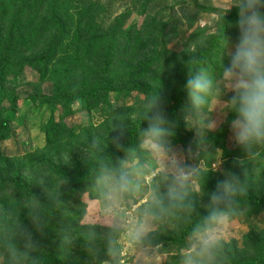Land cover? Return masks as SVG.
I'll list each match as a JSON object with an SVG mask.
<instances>
[{
	"label": "rangeland",
	"instance_id": "374dc122",
	"mask_svg": "<svg viewBox=\"0 0 264 264\" xmlns=\"http://www.w3.org/2000/svg\"><path fill=\"white\" fill-rule=\"evenodd\" d=\"M25 1L29 0H12L14 5ZM76 4L71 9L72 14L77 6L85 8L84 6L89 4L95 5L97 10L93 16L101 29H105L116 19L121 22V17L124 15L127 16L126 26L140 25L131 41L125 39L118 47L117 54L120 55L121 60L115 62L114 72L120 73L124 80L146 81L152 78L149 76L163 74L173 81L175 75L182 69V57L199 52V46L194 45L195 39L204 37L205 40H209L216 34L224 17L232 16L227 28L228 38H225L226 55L237 35L236 0H76ZM46 8L45 4L38 13H34L32 9L27 10V18H31L29 15L35 18V25L39 21L38 18L47 16ZM152 20L154 24L151 26L149 24ZM167 22L169 28L163 49L157 33L164 29ZM141 53L144 58L150 57L143 64L142 70L137 64ZM24 69V74L19 79L22 85L16 89L19 94L17 110L11 114L9 125L12 135L8 140L0 141V158L22 157L46 145L45 129L50 112L46 106L34 107L27 100V96L32 91L31 83L38 81V75L27 67ZM43 92L50 94L51 85L44 84ZM230 96L229 85L221 76L214 89L210 90L207 112L210 115H202L188 109L184 120L186 132L181 137L175 136L174 123L167 127L162 125L165 135L160 140L161 148H157L156 144L145 136V130L139 131L136 137V150L131 147L117 158L118 171L103 173L97 181L96 191H86L80 195L79 200L82 203L80 208L83 211L79 223L81 228L119 231L116 251L110 255L111 260H116L117 264H241L256 257L260 243L264 240L262 210L256 214L248 211V215L243 210L235 215H220L216 222L211 224L207 222L201 231L186 239V246L179 252L177 251L179 246L173 241L182 229L183 222L189 215V209L172 211L170 214H161L156 210L167 199L179 200L183 196L188 197L192 194L203 204L209 194L204 192L198 176L206 177L204 174H208L211 179L218 182L217 184L224 191L223 194H225L226 181H232L231 192L235 191L239 188V184L236 183L235 175L236 180L232 179L234 176L230 169L234 168V164L230 161L238 164L237 168L240 170L238 172L253 178L258 194L264 188V179H262L264 159L257 160L258 153L248 154L242 159L231 156L238 148L232 137L231 127L226 139L227 149L232 153L230 156L224 154L221 148L217 149L207 142L206 131L216 130L231 111L228 103ZM98 103L100 106L98 109L84 113L77 110L80 106L79 101L70 103L69 108L73 113L68 115L65 121L69 127L79 125L81 130L79 129L80 131L75 135H79V138L85 136L81 140L78 139L77 143H69V145L58 143V151L54 155L68 159L70 150L72 154L76 151L86 154L91 150L100 151L102 148L111 147L112 143L119 139L118 136L126 134L122 133L125 130L116 131V125L120 121L129 119L133 122L137 117L144 115L147 109H151L147 104L146 95L137 91L111 92L108 95V107L103 106L101 101ZM4 106H8V102H5ZM117 108H123L126 117H121L120 121L116 119L114 125L110 121L111 110ZM62 109L56 107L53 113L55 120H59ZM82 129L86 131L78 134ZM258 151L264 152V145H261ZM88 154L91 155V152ZM1 162L3 161L0 160V164ZM121 176L127 177L128 183L118 189L116 181ZM0 182L2 185V180ZM44 188L50 189L48 186ZM7 190L8 187L6 191L0 192V231H2L0 234L3 233L4 242L12 247L10 246L5 253L0 251V264H5L4 261L9 258H15L25 264L28 257L26 239L30 237L32 224L23 218L12 219L10 213H15V206L9 199L10 195L13 200L12 194ZM231 192L225 196L229 198ZM207 202L210 204L209 199ZM208 203L206 206L203 205L205 210ZM212 206L217 207L215 202H212ZM50 232L51 230L45 226L37 233H40L45 241V237ZM54 233L65 237L68 245L72 247H75L82 238V233L73 234L72 229L71 233L65 235H60L56 230ZM83 233L85 234V231ZM201 236H208L212 241L210 252L204 255H198ZM15 237H19L18 246L10 243ZM47 243L45 242V247Z\"/></svg>",
	"mask_w": 264,
	"mask_h": 264
},
{
	"label": "trees",
	"instance_id": "16d2710c",
	"mask_svg": "<svg viewBox=\"0 0 264 264\" xmlns=\"http://www.w3.org/2000/svg\"><path fill=\"white\" fill-rule=\"evenodd\" d=\"M45 4L47 16L38 18V23L34 25L35 18L29 15L32 19H28L27 10L32 9L34 13H38ZM76 5V0H29L15 5L12 0H0V141L11 138V114L17 110L19 94L16 89L22 85L19 79L23 76L25 67L38 75V81L31 83L32 91L27 100L34 107L46 106L50 112L45 129L46 145L42 149L13 159L0 158L3 161L0 164V192L6 191L8 187L7 191L12 194L13 200L10 195L9 199L15 206V213L10 215L12 219L23 218L32 224L30 237L26 239L28 257L25 264H117L116 260L110 259V255L116 251L119 231L81 228L79 223L83 211L80 208V195L86 191H96L97 181L103 173L118 171L117 158L131 147L136 150L137 133L148 128L149 118L154 112L163 115L162 125L165 127L175 124V136L178 137L186 132L184 120L188 109L202 115L207 114L210 90L214 89L217 80L222 76V61L223 64L227 63L225 38H228L227 28L232 16L222 18L219 29L209 40L204 37L195 39L194 45L199 46V52L182 57V69L173 81L163 74L149 76L152 78L146 81L124 80L120 73L114 72L115 62L121 60L117 54L118 47L125 39L131 41L140 25L126 26L127 16L124 15L121 22L116 19L105 29H101L93 16L97 10L95 5L89 4L85 8L77 6L72 14L71 9ZM67 9L69 12H66ZM153 24L152 20L149 25ZM168 28L167 22L164 29L157 33L163 49ZM137 39L139 40V36ZM138 58V67L142 70L143 64L150 57L144 58L141 53ZM196 74L212 82L202 104H194L185 89L186 80ZM46 83L51 85L50 94L43 92V85ZM130 91L145 94L151 109H147L144 115L133 122L129 119L120 121L121 117H126L123 108L111 110L110 121L114 125L116 119L120 121L116 125V131L125 130L122 133H126L118 136L119 139L111 147L88 151L91 155L81 151L72 154L70 150L68 159L54 155L58 151V143H77L78 139L85 136L79 138V135H75L81 130L79 125L69 127L65 121L73 113L69 108L71 102H80L77 109L80 113L90 112L100 107V101L103 106L108 107V95L111 92ZM5 102H8L6 107ZM56 107L63 108L59 120L53 117ZM233 119L234 114L230 111L216 130L206 131L208 144L211 143L217 149L221 148L228 156L232 153L227 149L226 139ZM96 130L95 128L94 131ZM85 131L82 129L78 134ZM259 148L261 145H253L247 149L238 146L236 153L231 156L242 159L248 154L258 153L256 159L260 161L264 159V152L258 151ZM230 162L234 164L233 169L229 168L230 172L232 176H236L237 180L235 176L234 180L239 188L231 192L229 198L223 194L224 191L217 181L203 173L206 177L200 175L198 178L204 192L209 194L210 204L207 198L202 204L192 194L179 200L167 199L156 208L161 214L189 209V215L173 241L179 246L178 252L186 246V239L203 229L207 217L214 210H218L221 215H235L242 210L247 215L249 212L256 214L264 211V188L258 194L253 178L238 172V164ZM44 186L50 189L45 190ZM217 195H224L225 198L218 201L215 199ZM212 202L217 207L212 206ZM206 203L207 210L203 206ZM45 226L51 230V234L45 237L47 241H43L42 235L37 233ZM70 228L73 234L82 233V238L75 247L68 245L65 237L54 233L56 230L60 235H65L71 233ZM45 242H48L46 247ZM10 243L18 246L19 237H15ZM10 246L12 247L4 242L1 233L0 251L5 253ZM16 246L13 247L17 249ZM4 262L22 264L15 258L6 259ZM241 264H264V240L260 243L256 257Z\"/></svg>",
	"mask_w": 264,
	"mask_h": 264
},
{
	"label": "clouds",
	"instance_id": "9594fccd",
	"mask_svg": "<svg viewBox=\"0 0 264 264\" xmlns=\"http://www.w3.org/2000/svg\"><path fill=\"white\" fill-rule=\"evenodd\" d=\"M237 35L234 44L227 52V63L222 61V77L231 92L228 101L234 119L231 133L234 142L245 149L253 145H264V0H236ZM212 82L201 75H192L185 82V89L194 104L204 103V97ZM163 115L159 112L149 118L145 136L157 148H161V138L165 135L162 127ZM235 178H233L234 180ZM127 177L121 176L117 188L126 186ZM233 189L232 181L224 184L225 194ZM224 195L215 199L221 201ZM221 213L214 210L207 217L209 224L218 220ZM198 255L209 253L212 241L201 236Z\"/></svg>",
	"mask_w": 264,
	"mask_h": 264
}]
</instances>
